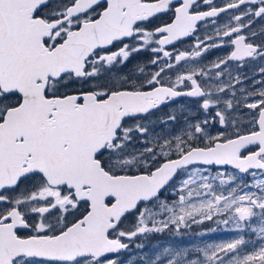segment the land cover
Here are the masks:
<instances>
[{
	"label": "snow or ice",
	"instance_id": "6c2138e0",
	"mask_svg": "<svg viewBox=\"0 0 264 264\" xmlns=\"http://www.w3.org/2000/svg\"><path fill=\"white\" fill-rule=\"evenodd\" d=\"M198 8L197 0H0V264H264V66L251 87L230 70L264 60V24L253 29L264 0ZM191 37L190 51L175 48ZM218 48L230 51L199 63ZM148 49L155 71L112 74ZM181 96L197 99L206 118L155 132L145 118ZM242 109L243 133L233 115ZM217 122L224 130L213 135ZM205 222L236 235L123 257L137 237L180 236Z\"/></svg>",
	"mask_w": 264,
	"mask_h": 264
},
{
	"label": "flooded vegetation",
	"instance_id": "af4514ba",
	"mask_svg": "<svg viewBox=\"0 0 264 264\" xmlns=\"http://www.w3.org/2000/svg\"><path fill=\"white\" fill-rule=\"evenodd\" d=\"M199 8L196 10L200 11H206L209 10L210 7H223L226 3L229 2V0H212V3L210 5H204L203 0H197ZM244 9L241 8L240 11H243ZM235 11L231 12H225L221 13L217 19V24H222L224 23L230 16L235 15ZM171 13L168 15H158L155 18H152L149 23L146 24L147 28H155L157 26H160L162 23L168 22L170 19ZM210 23V22H209ZM261 24H264V21H257L256 24L253 25V29L259 28ZM211 31V27L208 29ZM204 32V25H201V31L197 32V36H203ZM195 37L191 38H186L180 42L175 43V48L179 50H191V45L194 42ZM256 42H259V38L257 39ZM155 45H153L154 47ZM169 50H172L169 48ZM230 51L229 48H218V49H212L208 51L206 54L203 55V57L200 59L199 63L201 65L207 66L209 65L212 61H214L218 57H223L225 54H227ZM153 59V53L151 52L150 49L148 50H143L138 53L133 54L128 62L123 66H117L112 70V74H128L132 72L138 65H146V71L152 72L155 71L156 68L152 67L149 65V61ZM264 66V60H248L243 67H238L235 63H233L230 66V70L232 72H252L251 74L247 75L248 79L245 80L241 85H244V87H251L252 86V78H255L256 80L261 79V77L258 74V70L260 67ZM181 69H177L179 71ZM167 75V74H166ZM240 85V87H241ZM78 85H69V87H77ZM227 95V94H226ZM222 97V99L226 98ZM221 108L224 107L223 103L220 105ZM167 109L170 110V113H167ZM195 110V111H193ZM216 111V108L213 107L211 110V114L214 115ZM248 110L247 109H242L240 112L233 113V115H236L239 117L238 120V127H240L241 132L243 133L246 131L249 127L250 124H247L246 122L243 121V118L248 116L247 115ZM175 115L176 116V122L174 124L170 123L168 124L169 127L161 125L160 121L162 119H166L167 117ZM165 116V117H164ZM185 117H189L191 119H205L206 114L199 108V101L195 98H189L186 96H181L174 98L172 101L165 103L159 107L158 110L154 111L151 116L146 117L145 119L151 121L153 125L155 126L154 131L157 132L162 131L165 127L172 129L173 131L179 127H181L184 123ZM129 124L135 123V121H128ZM224 130L221 129L218 122L215 126L211 127L210 131L214 135V133L217 132V130ZM228 131H231V126L229 123V127L227 129ZM137 146H139L137 142ZM247 182V178H246ZM27 182H24L20 185V188L17 189V192H19L21 189L25 187V184ZM166 198L169 200L172 199L171 196H168L167 193L164 194ZM135 223V215H130L128 216L122 225V227H131ZM192 230V229H191ZM191 230L187 231L185 234L180 235L175 239L174 241L178 240L180 243L185 242L184 240L187 238V234L191 232ZM173 235L172 232H165L163 234L160 233H153V234H148L147 236L143 237H137L132 241V244L130 246V249L124 252L123 257L125 260H128L129 258H132L133 255L143 256L147 253H149L152 249L156 248L158 245H162L163 241L170 240L169 238ZM144 244L145 248L143 250H139L136 248V244Z\"/></svg>",
	"mask_w": 264,
	"mask_h": 264
},
{
	"label": "rangeland",
	"instance_id": "374dc122",
	"mask_svg": "<svg viewBox=\"0 0 264 264\" xmlns=\"http://www.w3.org/2000/svg\"><path fill=\"white\" fill-rule=\"evenodd\" d=\"M242 76H247L251 74L252 72H239ZM233 76H235L236 71L232 72ZM241 87H244V85H241ZM195 111V110H193ZM167 113H170V110L167 109ZM165 117V116H164ZM250 120L249 116H246L243 118V121L247 124ZM169 127V125H167ZM157 132H160L159 130ZM216 133H214L215 135ZM231 226H229L230 228ZM211 229H216L215 231H211ZM204 232L206 233L203 237H197L196 233ZM187 238L184 240L185 242L180 243L177 239L178 236L172 235L167 241H163L162 245H176V246H189L191 244H198L201 241L206 242H222L232 239L236 233L230 230L225 229L223 225H218L215 222H205L203 225L199 226H193L192 230L189 234H187ZM247 238V237H246ZM248 250H251V245L248 246ZM137 257V255H133L132 258Z\"/></svg>",
	"mask_w": 264,
	"mask_h": 264
}]
</instances>
